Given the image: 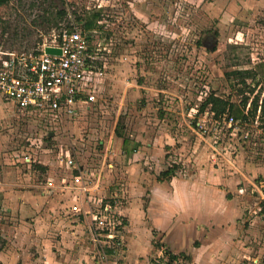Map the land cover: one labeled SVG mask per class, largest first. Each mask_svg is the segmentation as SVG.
Returning <instances> with one entry per match:
<instances>
[{"label": "rangeland", "instance_id": "374dc122", "mask_svg": "<svg viewBox=\"0 0 264 264\" xmlns=\"http://www.w3.org/2000/svg\"><path fill=\"white\" fill-rule=\"evenodd\" d=\"M95 13L86 32L100 67L96 99L75 122L47 139L36 118L0 98V264L123 262L127 230L109 242L114 248L94 242L88 220L70 209L78 192L44 187L58 174L60 143L75 146L77 164L94 174V196L116 199L118 212L131 201L146 205L138 173L159 181L171 177L162 176L169 168L191 179L205 167L222 176L249 167L255 185L239 184L240 205L264 226V119L218 124L199 111L210 93L238 103L242 89L249 102L264 99V0H10L0 5V48H33L60 23ZM241 70L252 73L245 84L234 73ZM123 137L140 145L141 156L123 151Z\"/></svg>", "mask_w": 264, "mask_h": 264}, {"label": "built area", "instance_id": "2783aa9c", "mask_svg": "<svg viewBox=\"0 0 264 264\" xmlns=\"http://www.w3.org/2000/svg\"><path fill=\"white\" fill-rule=\"evenodd\" d=\"M46 47L59 52H46ZM96 59V51L84 27L73 19L60 23L59 28L53 29L33 48L18 51L0 48V98L21 114L36 118L45 128V138H54L81 116L84 107L95 102V81L100 72ZM221 119L228 125L236 122L230 115ZM214 122L219 124L220 121L214 119ZM53 155L58 174L47 176L44 187L78 192V201L73 202L70 209L88 220V231L94 242L114 248L109 242L125 227L120 218L122 214L117 210V200L94 196L96 185L88 184L89 175L94 174L77 164L75 146L57 144ZM24 160L28 164L45 165L40 158L25 156ZM117 243L121 246L123 240L118 238ZM106 259L104 255L101 260Z\"/></svg>", "mask_w": 264, "mask_h": 264}, {"label": "crops", "instance_id": "0c3cea01", "mask_svg": "<svg viewBox=\"0 0 264 264\" xmlns=\"http://www.w3.org/2000/svg\"><path fill=\"white\" fill-rule=\"evenodd\" d=\"M134 156H141L138 149ZM135 166L128 169L135 171ZM236 169L240 174L222 176L213 166L195 178L159 181L138 173V189L145 191L147 185L148 199L142 207L144 200H135L120 211L128 218L122 264L166 260L165 249L179 255L177 264H264V226L257 227L252 210L240 205L245 187L239 184L255 185L252 170ZM157 241L161 246L154 245ZM185 255L191 256L190 262Z\"/></svg>", "mask_w": 264, "mask_h": 264}, {"label": "trees", "instance_id": "16d2710c", "mask_svg": "<svg viewBox=\"0 0 264 264\" xmlns=\"http://www.w3.org/2000/svg\"><path fill=\"white\" fill-rule=\"evenodd\" d=\"M10 0H0V5L7 4ZM63 14V11L61 12ZM98 13L80 17L77 16L76 21L80 23L88 33L95 27V20L97 18ZM90 34V33H89ZM88 34V38L90 40V35ZM234 73H238L241 76V83L245 84V78L252 77V73L250 70H241L234 71ZM253 89L250 90L252 92ZM242 95L239 102L235 103L230 101L228 98H224L218 96L214 93L208 94L202 103L199 106V111L204 112L208 111L212 114V118L221 119L224 115H230L234 118V120L245 121L249 118H255L258 116L260 119H264V99H260L258 95H255L249 102V97L244 94V90H239ZM122 149L125 153H134L137 150V145L123 137L122 138ZM173 175V169H167L162 173V176L170 177ZM156 246H161V244L157 241L155 242ZM164 255L166 260H157L154 264H177V259L179 258L177 254L172 253L168 249H165ZM185 261L190 262L191 256L185 255L183 256Z\"/></svg>", "mask_w": 264, "mask_h": 264}, {"label": "water", "instance_id": "95a60500", "mask_svg": "<svg viewBox=\"0 0 264 264\" xmlns=\"http://www.w3.org/2000/svg\"><path fill=\"white\" fill-rule=\"evenodd\" d=\"M45 51L49 52V53H56V52L58 53L59 52L58 49H55V48H52V47H46ZM50 135H52V133Z\"/></svg>", "mask_w": 264, "mask_h": 264}]
</instances>
